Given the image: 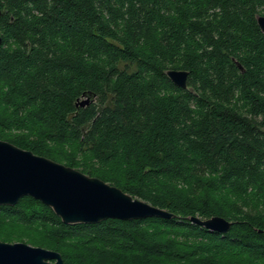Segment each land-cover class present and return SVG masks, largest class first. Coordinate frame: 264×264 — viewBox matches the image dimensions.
I'll return each mask as SVG.
<instances>
[{
	"label": "trees",
	"instance_id": "trees-1",
	"mask_svg": "<svg viewBox=\"0 0 264 264\" xmlns=\"http://www.w3.org/2000/svg\"><path fill=\"white\" fill-rule=\"evenodd\" d=\"M257 14L264 0H0V138L173 213L65 223L23 195L0 204V240L68 264H264Z\"/></svg>",
	"mask_w": 264,
	"mask_h": 264
},
{
	"label": "water",
	"instance_id": "water-1",
	"mask_svg": "<svg viewBox=\"0 0 264 264\" xmlns=\"http://www.w3.org/2000/svg\"><path fill=\"white\" fill-rule=\"evenodd\" d=\"M256 22L264 32V15L257 14ZM166 74L174 84L187 86V69L168 68ZM88 101V96L79 100L80 104ZM23 195L41 200L65 223H92L108 217L132 219L173 215L97 176L0 138V204H14ZM190 219L209 230L221 232L231 224L220 215H193ZM0 264L68 263L57 250L25 241L0 240Z\"/></svg>",
	"mask_w": 264,
	"mask_h": 264
},
{
	"label": "clouds",
	"instance_id": "clouds-1",
	"mask_svg": "<svg viewBox=\"0 0 264 264\" xmlns=\"http://www.w3.org/2000/svg\"><path fill=\"white\" fill-rule=\"evenodd\" d=\"M171 70H173V69H169V71H171ZM169 71H168V72H169ZM167 74H168V73H167Z\"/></svg>",
	"mask_w": 264,
	"mask_h": 264
},
{
	"label": "rangeland",
	"instance_id": "rangeland-1",
	"mask_svg": "<svg viewBox=\"0 0 264 264\" xmlns=\"http://www.w3.org/2000/svg\"><path fill=\"white\" fill-rule=\"evenodd\" d=\"M14 241V240H13ZM24 241V240H23ZM28 243H30V242H28ZM31 244V243H30Z\"/></svg>",
	"mask_w": 264,
	"mask_h": 264
}]
</instances>
